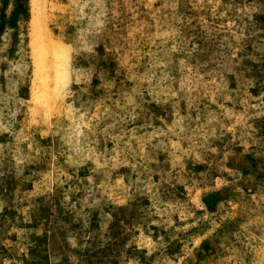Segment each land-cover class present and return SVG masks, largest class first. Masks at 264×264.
Returning <instances> with one entry per match:
<instances>
[{"label":"rangeland","instance_id":"1","mask_svg":"<svg viewBox=\"0 0 264 264\" xmlns=\"http://www.w3.org/2000/svg\"><path fill=\"white\" fill-rule=\"evenodd\" d=\"M0 264H264V0H0Z\"/></svg>","mask_w":264,"mask_h":264}]
</instances>
